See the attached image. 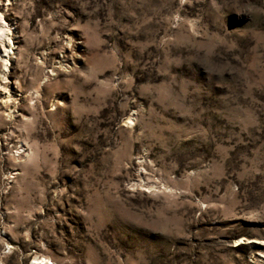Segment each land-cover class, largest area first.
Returning <instances> with one entry per match:
<instances>
[{
    "label": "rangeland",
    "instance_id": "rangeland-1",
    "mask_svg": "<svg viewBox=\"0 0 264 264\" xmlns=\"http://www.w3.org/2000/svg\"><path fill=\"white\" fill-rule=\"evenodd\" d=\"M0 264H264V0H0Z\"/></svg>",
    "mask_w": 264,
    "mask_h": 264
},
{
    "label": "bare ground",
    "instance_id": "bare-ground-1",
    "mask_svg": "<svg viewBox=\"0 0 264 264\" xmlns=\"http://www.w3.org/2000/svg\"><path fill=\"white\" fill-rule=\"evenodd\" d=\"M2 31V29H0V32ZM2 34L0 33V36H1Z\"/></svg>",
    "mask_w": 264,
    "mask_h": 264
}]
</instances>
